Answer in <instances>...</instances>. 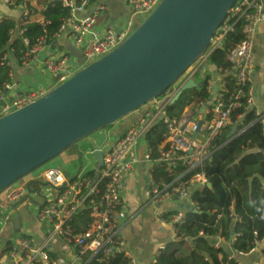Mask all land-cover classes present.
Returning <instances> with one entry per match:
<instances>
[{"label":"built area","instance_id":"obj_1","mask_svg":"<svg viewBox=\"0 0 264 264\" xmlns=\"http://www.w3.org/2000/svg\"><path fill=\"white\" fill-rule=\"evenodd\" d=\"M3 1L10 6L14 4L13 0ZM58 1L70 9V15L63 20L49 42L39 40L19 59L23 66L39 63L42 69L55 78L54 86L117 48L129 36L137 17L151 13L162 0H128L131 17L127 24L118 30L107 25L100 33H96L94 28L99 15L105 10L103 4L92 7L91 0ZM21 10V17L26 19L30 12L27 5L21 6ZM239 21L242 22L243 38L228 51L226 62L229 66L212 70L208 64L209 55ZM263 21L264 0H236L207 51L165 92L144 106L142 115L134 124L104 146L102 165L93 169L94 175L88 174L91 171L89 166H83L85 169H80L74 176L67 174L61 166L47 165L34 170L30 180L40 182L36 180L42 178L44 185L57 191L53 193L49 190L46 193L36 213L37 220L46 223L49 232L46 240L39 244L25 235L14 238L8 251L7 264H67L48 247L56 238L78 248L72 258L75 264H79L78 260L85 264L86 254L92 258L102 253L103 259H108L115 252L122 251L124 242L119 233L123 191L128 175L144 162L150 163L145 190L149 204L179 200L193 205L192 192L200 185L207 184L208 180L204 173L191 172L211 154L214 139L228 127H236L238 131V125L244 120L247 111H253L256 120L264 123L263 111L256 107L252 87L254 41ZM61 36L74 42L81 52V62L59 53L40 58L39 53L45 46ZM24 42L29 45L28 39H24ZM10 52L0 58V68L10 66ZM206 65L209 68H205L202 73ZM199 72L201 79L197 80L194 76ZM228 77L233 81L232 88ZM191 80L203 81L202 87L197 89H204L207 96L194 99L180 114L170 112L169 107L176 103L175 97ZM15 85L10 80L0 88V116L34 102L49 91L31 88L14 96L9 95V90ZM158 122L164 124L166 135L154 157L153 150L146 142L140 151L138 144L151 126ZM200 136L203 141L199 140ZM94 150H89L90 157H93ZM156 168H163L175 177L171 181L158 180L154 175ZM30 180L20 178L0 193V219L6 208L29 198L33 185H30ZM82 215L89 218L87 226L79 224ZM160 218L172 224L175 236L177 226L185 222L182 210L169 218L163 214ZM128 257V264H137L134 257Z\"/></svg>","mask_w":264,"mask_h":264},{"label":"water","instance_id":"obj_2","mask_svg":"<svg viewBox=\"0 0 264 264\" xmlns=\"http://www.w3.org/2000/svg\"><path fill=\"white\" fill-rule=\"evenodd\" d=\"M235 1L162 0L113 51L34 102L0 116V193L20 178L30 180L34 170L83 138L104 131L105 139L93 145L92 153L100 167L107 127L173 85L207 51ZM205 68L209 65L202 73ZM202 85L187 82L175 102Z\"/></svg>","mask_w":264,"mask_h":264},{"label":"trees","instance_id":"obj_3","mask_svg":"<svg viewBox=\"0 0 264 264\" xmlns=\"http://www.w3.org/2000/svg\"><path fill=\"white\" fill-rule=\"evenodd\" d=\"M13 2L11 8H21L25 4L30 12L26 19L0 16V58L11 51L20 59L39 40L49 42L70 15V9L58 0H37V5H33L31 0ZM242 38V22L239 21L213 49L208 64L212 68H227L228 51ZM24 39L29 40V45ZM10 70V66L0 68V88L10 82ZM227 79L232 88L233 81L230 77ZM196 89L184 92L169 111L180 114L194 99L207 96L204 89ZM256 118L253 111H247L236 133L228 127L214 139L211 154L191 172L204 173L212 187L203 184L193 191L192 207L196 211L182 209L185 222L177 226L175 240L160 248L152 264H240L238 254L250 253L264 241V127ZM165 135L162 122L151 126L146 133L145 141L153 150L154 157ZM94 173L93 170L88 172L90 175ZM154 175L156 179L165 181L175 177L163 168H156ZM178 211H167L163 216L169 218ZM79 220L86 226L89 223L86 215L80 216ZM215 237L232 241L235 255L231 256L223 246H215ZM128 262L129 257L123 251L115 252L108 259H103L102 253L92 258L86 254L84 259L85 264Z\"/></svg>","mask_w":264,"mask_h":264},{"label":"crops","instance_id":"obj_4","mask_svg":"<svg viewBox=\"0 0 264 264\" xmlns=\"http://www.w3.org/2000/svg\"><path fill=\"white\" fill-rule=\"evenodd\" d=\"M31 1L33 5H37V0ZM99 4H103L105 10L99 15L98 22L94 28L96 33L102 32L107 25L113 26L114 22L119 20L124 21L131 17V8L128 0L92 1V7ZM89 11L90 10H88V12ZM21 12V8H9L8 4L6 5L3 0H0V13H3L4 16L6 14V16L20 18ZM55 53L67 54L73 59L80 62L82 61L80 50L71 39L65 36H61L53 43L47 44L39 53V56L40 58H43L48 54ZM9 60L12 68L11 82L16 84L15 87L9 90V95L14 96L31 88L50 90L54 87L55 78L42 69L39 63L23 66L19 59L11 52ZM254 63L255 69L252 80L254 98L258 110L264 111V21L257 29L254 41ZM210 68L213 70L212 67ZM143 111L144 108L135 111L129 115L132 116V119L128 124L116 127L112 131L114 137L113 140L129 126L134 124L140 118ZM90 139L88 145L90 146L89 150H93V145H99L103 142L105 139V132L101 131L100 135ZM73 147L74 150L72 153H62L54 159V164L50 166H61L67 174L72 175L74 171L72 172L70 168L73 167L76 158L80 159V153L82 152L79 150L80 148L78 145ZM94 161L96 162L95 158L90 157L87 165H84L83 161L80 159L78 172L85 166H89L90 170H96L97 162L93 165ZM149 168L150 163L144 162L128 175L122 196V206L120 208L122 218L119 235L124 242L122 251L125 252L127 256L134 257L137 260V264H152L156 255L160 251V248H165L176 238L172 224L169 222H163L160 218L161 215L171 210L192 208V205L188 202H182L179 200H172L157 205L149 204L145 195ZM42 184V182H35L33 184L35 187L32 185L30 191L39 192L43 201L46 192L45 194H42V188L39 186ZM26 201L27 200L22 199L14 203L9 207L14 214L10 213L6 217H3L2 215L0 219V264H7L10 245L13 239L20 234L32 238L38 244L43 243L47 238L49 228L47 227L48 229H45L42 225L43 223L36 221L35 218H30L26 211ZM79 224L80 226H85L84 221L79 220ZM213 243L217 247L223 246L229 254L235 255L232 248V241H227L223 237H215ZM48 247L53 251L55 256L60 257L65 263L75 264L73 263L72 258L76 254L74 253V251H77L76 248L73 249V252L70 251L61 254L60 249L53 244V241ZM238 259L240 264H264V242L258 244V246L250 253L238 254Z\"/></svg>","mask_w":264,"mask_h":264},{"label":"rangeland","instance_id":"obj_5","mask_svg":"<svg viewBox=\"0 0 264 264\" xmlns=\"http://www.w3.org/2000/svg\"><path fill=\"white\" fill-rule=\"evenodd\" d=\"M7 5V4H6ZM8 7L9 8H11L10 7V5H8ZM150 13H147V14H145V15H139L138 17H137V20H135L134 21V25H133V27H132V31L130 32V34L137 28V26L140 24V23H142L144 20H145V18L149 15ZM0 15H3L4 16V14L3 13H0ZM6 15V14H5ZM130 18H128V19H126V20H124V21H116V22H114V25L113 26H111L113 29H115V30H118V29H120V28H122V27H124L126 24H127V21L129 20ZM129 34V35H130ZM210 73V71L208 70V74ZM197 80H200L201 79V74H200V72L199 73H197L195 76H194ZM61 82H59V83H57L55 86H57V85H59ZM54 86V87H55ZM53 87V88H54ZM196 89V88H195ZM191 90L192 89H190V90H187L188 92H191ZM196 90H198V89H196ZM147 105H149V103L147 104ZM147 105H145V106H147ZM154 110H156V108L154 107ZM131 119H132V116H128V117H125V118H123V119H121V120H119V121H117L116 123H114V124H112V125H109L108 127H107V129H108V134H109V140H108V142L109 143H111L112 142V140H113V130L116 128V127H118V126H122V125H124L125 126V124H128V122L129 121H131ZM100 132L101 131H99V132H96V133H94V134H92V135H90V136H88V137H85V138H83L82 140H80L78 143H77V145L79 146V150L80 151H82L81 153H82V161H83V164L84 165H87V163H88V161L90 160V156H89V154H88V151H89V149H90V146H88L89 145V141L91 140L90 138H93V137H95V136H98V135H100ZM124 132V131H123ZM122 132V133H123ZM116 138V137H115ZM199 140L200 141H203V138L200 136L199 137ZM145 138H141L140 139V141H139V144H138V149H139V151L144 147V145H145ZM87 146V147H86ZM73 150H74V147H70L68 150H66L65 152H63V154H68V153H72L73 152ZM53 161H54V159H52V160H50L49 162H47L46 164H44V165H42L41 167H43V166H50V165H53L54 163H53ZM94 164H96V162L94 161L93 162V165ZM79 166H80V159H78V158H76L75 159V162H74V165H73V167H71L70 168V170H72V175H76L77 174V172H78V169H79ZM139 165H137V167H138ZM41 167H39V168H41ZM85 169V168H84ZM87 170H85V172H86ZM36 181H40V182H42V183H45L43 180H42V178H39V179H37ZM41 188H42V194H45V192L47 193L49 190H52V192L53 193H56L57 191H56V189H54V188H50L49 186H47V185H44V184H42V185H39ZM33 187H35L34 185H33ZM29 198L27 199V206H26V208H27V213L29 214V216H30V218H35V220L36 221H38L37 220V216H36V213H37V210L39 209V202L40 201H42V196L40 195V193L39 192H37V191H30L29 192ZM10 213H12V214H14L13 212H12V209L11 208H6L5 209V212H4V214H3V217H6V216H8ZM44 227H45V229H48L49 227L47 226V224L46 223H43L42 224ZM48 227V228H47ZM49 230V229H48ZM21 235V234H20ZM53 244L55 245V246H57L59 249H60V252H61V254H65V253H68V252H70V251H72L73 252V247L72 246H70V245H67L64 241H62L61 239H59V238H56V239H54L53 240ZM77 251H74V253H76ZM81 260H78V263L79 264H81Z\"/></svg>","mask_w":264,"mask_h":264}]
</instances>
